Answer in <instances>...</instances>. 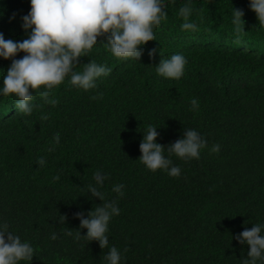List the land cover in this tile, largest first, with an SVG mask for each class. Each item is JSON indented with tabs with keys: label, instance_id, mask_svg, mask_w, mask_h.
I'll return each mask as SVG.
<instances>
[{
	"label": "trees",
	"instance_id": "obj_1",
	"mask_svg": "<svg viewBox=\"0 0 264 264\" xmlns=\"http://www.w3.org/2000/svg\"><path fill=\"white\" fill-rule=\"evenodd\" d=\"M163 2L167 18L140 61L116 58L104 45L81 58L77 71L91 60L111 68L95 88L84 91L66 81L49 93L55 105L37 91L38 107L28 116L18 112L14 96H0V220L35 248L33 261L22 264H104L107 248L65 235L79 229L77 212L87 218L103 203L85 189L98 170L107 177L101 191L120 208L108 236L122 264H242L247 258L250 246L235 236L264 223V27L250 0ZM189 3L195 31L181 28L178 10ZM234 8L245 13L239 33ZM29 10L30 0H0L6 39L27 38L21 17ZM176 53L187 59L184 75L158 76L155 66ZM11 62L0 58V80ZM150 124L159 127L157 142L165 147L186 128L197 130L208 147L199 159L173 156L178 177L152 172L139 161ZM213 144L219 153H210ZM117 184L124 186L122 197L112 191ZM80 231L86 235L87 229Z\"/></svg>",
	"mask_w": 264,
	"mask_h": 264
},
{
	"label": "clouds",
	"instance_id": "obj_2",
	"mask_svg": "<svg viewBox=\"0 0 264 264\" xmlns=\"http://www.w3.org/2000/svg\"><path fill=\"white\" fill-rule=\"evenodd\" d=\"M249 7L255 12L259 26L264 27V0H250ZM178 11L184 20L182 30L195 31L197 24L189 19L193 11L190 3ZM167 15L163 0H30L29 12L21 17L27 38L22 41L6 39L0 32V58L12 61L0 80V96H14L18 112L28 116L38 107L33 103L37 91L47 103L55 105L57 101L49 100V93L66 81L84 91L93 89L99 78L111 73V68L91 60L84 64L82 71H77L81 58L88 56L95 46L104 45L116 58L140 61L142 48L156 40L155 29ZM244 15L243 10L234 8L232 23L238 33L242 30L241 25H245ZM15 19L13 13L9 21ZM100 37H105L107 42L98 43ZM19 53H24L22 58H17ZM186 64V57L176 53L162 59L155 71L162 78L179 80L185 73ZM190 103L192 111L199 109L197 99ZM41 119L47 120L48 116L42 114ZM158 128L148 125L139 145L142 153L139 161L152 172L163 170L171 177H178L181 169L173 163L172 157L185 161L199 159L201 151L208 147L207 139L190 128H186L183 138L165 147L157 142ZM54 140L59 143V133ZM209 151L219 153L220 145L213 144ZM38 164L43 166L44 159L40 158ZM106 179L101 171L94 173L95 183L86 185L85 189L103 203L90 210L87 218L83 212H77L79 229L75 232L68 229L65 235L77 242L81 238L97 241L101 249H108L103 256L104 264H122L121 250L110 245L108 236L110 221L120 214V208L116 200L106 199L101 191ZM123 187L122 184L114 185L112 191L122 197ZM65 220L66 217L59 214V223L64 224ZM80 229H87L86 235H82ZM51 239H57V235L53 233ZM235 239L241 245L250 246L242 264H264V223L245 228ZM35 251L30 242L22 240L10 230L6 221L0 220V264L32 262Z\"/></svg>",
	"mask_w": 264,
	"mask_h": 264
}]
</instances>
